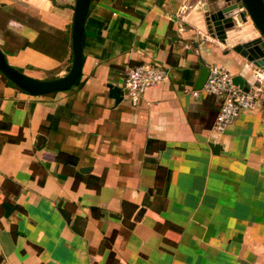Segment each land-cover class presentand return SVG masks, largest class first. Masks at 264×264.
Listing matches in <instances>:
<instances>
[{
  "label": "crops",
  "instance_id": "0c3cea01",
  "mask_svg": "<svg viewBox=\"0 0 264 264\" xmlns=\"http://www.w3.org/2000/svg\"><path fill=\"white\" fill-rule=\"evenodd\" d=\"M197 1L91 0L75 85L28 95L0 74V264H264L262 108L215 132L218 100L191 94L200 59L264 97L263 73L196 25ZM71 15L0 0L6 62L63 75ZM137 64L167 74L131 104Z\"/></svg>",
  "mask_w": 264,
  "mask_h": 264
},
{
  "label": "water",
  "instance_id": "95a60500",
  "mask_svg": "<svg viewBox=\"0 0 264 264\" xmlns=\"http://www.w3.org/2000/svg\"><path fill=\"white\" fill-rule=\"evenodd\" d=\"M91 0H67L72 15L70 20V64L68 70L60 76L37 79L28 76L10 66L0 50V74L21 92L28 95H41L70 88L80 75L81 46L80 38L87 8ZM218 2H221L218 4ZM196 25L219 43L244 57L263 73L259 83L264 88V1L263 0H198L192 8ZM194 86L202 87L207 66L200 59ZM232 83L243 90L240 76L234 75ZM108 94L115 102L121 99V90L107 84ZM216 148V146H214Z\"/></svg>",
  "mask_w": 264,
  "mask_h": 264
},
{
  "label": "built area",
  "instance_id": "2783aa9c",
  "mask_svg": "<svg viewBox=\"0 0 264 264\" xmlns=\"http://www.w3.org/2000/svg\"><path fill=\"white\" fill-rule=\"evenodd\" d=\"M166 71L149 64H137L128 68L121 86L124 97L129 103H136L144 90L162 82L166 78ZM232 75L224 68L216 65L207 66V76L198 90L191 94L197 96L199 92L215 97L219 104L212 130L221 132L241 111L251 110L257 106L262 108L264 120V97L258 91H245L232 83Z\"/></svg>",
  "mask_w": 264,
  "mask_h": 264
},
{
  "label": "trees",
  "instance_id": "16d2710c",
  "mask_svg": "<svg viewBox=\"0 0 264 264\" xmlns=\"http://www.w3.org/2000/svg\"><path fill=\"white\" fill-rule=\"evenodd\" d=\"M51 1H54V0H51ZM18 70V69H17ZM20 71V70H19ZM79 80V77L74 81L73 85H75ZM9 82V81H8ZM10 83V82H9ZM11 84V83H10Z\"/></svg>",
  "mask_w": 264,
  "mask_h": 264
}]
</instances>
